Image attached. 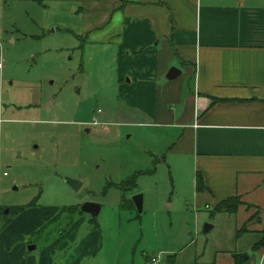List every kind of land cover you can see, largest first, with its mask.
<instances>
[{
	"label": "rangeland",
	"instance_id": "obj_1",
	"mask_svg": "<svg viewBox=\"0 0 264 264\" xmlns=\"http://www.w3.org/2000/svg\"><path fill=\"white\" fill-rule=\"evenodd\" d=\"M78 9L74 0H0V204L49 213L42 236H29L39 249L59 230L76 234L69 250L96 230L97 249L75 264H147L153 255L213 261L218 247H231L232 215L195 209L157 159L165 147L151 139L158 132L138 124L139 115L117 117L113 50L79 46ZM131 177L134 187L120 184ZM88 200L102 204L96 218L79 209ZM62 254L53 264H65Z\"/></svg>",
	"mask_w": 264,
	"mask_h": 264
},
{
	"label": "crops",
	"instance_id": "obj_2",
	"mask_svg": "<svg viewBox=\"0 0 264 264\" xmlns=\"http://www.w3.org/2000/svg\"><path fill=\"white\" fill-rule=\"evenodd\" d=\"M74 1L77 40L113 50L117 117L139 115L158 132L151 139L165 147L157 159L195 209L239 199L235 211L215 212L232 215L234 231L214 264H264V246L255 248L264 229V0ZM171 68L178 73L167 79ZM39 210L32 205L0 229V264L93 255L96 230L71 250L76 234L59 230L39 249L29 238L42 236L49 219Z\"/></svg>",
	"mask_w": 264,
	"mask_h": 264
},
{
	"label": "trees",
	"instance_id": "obj_3",
	"mask_svg": "<svg viewBox=\"0 0 264 264\" xmlns=\"http://www.w3.org/2000/svg\"><path fill=\"white\" fill-rule=\"evenodd\" d=\"M80 41H81V44L79 46L82 47V42H84V41L82 39ZM120 184L121 185H129L131 187H134V185H135L133 177L128 178L127 180L121 182ZM202 187L203 186L200 182V178L197 177V188L201 189ZM233 198H237V197H231V198L225 199V200L221 201L220 203H218L214 207L213 212H217V211L233 212V211H235L237 206H234L233 208L231 206L222 207V205H224L225 203H227L228 201H230ZM24 207H26V205H10V206H1L0 205V219H2L0 229L3 228L7 223H9L12 216L18 214ZM6 208L8 209L7 212H5ZM262 246H264V229L262 230V238L260 239V241H258L255 244V248L262 247ZM174 256L175 255H168V258H165V261H167L170 264H174L175 263ZM194 264H214V262L213 261H211V262H195Z\"/></svg>",
	"mask_w": 264,
	"mask_h": 264
},
{
	"label": "water",
	"instance_id": "obj_4",
	"mask_svg": "<svg viewBox=\"0 0 264 264\" xmlns=\"http://www.w3.org/2000/svg\"><path fill=\"white\" fill-rule=\"evenodd\" d=\"M175 71H177V73H178L177 69L171 68L166 75L167 79L174 78L176 76ZM64 181L74 190H78L82 185V182L79 179H75V178H71V177H64ZM131 200H132L137 212L141 213V211H142V194L141 193L133 194L131 196ZM100 207H101V204L99 202L88 200V201L82 202L79 206V209L81 212L88 213L91 215V217L96 218L99 211H100ZM7 211H8V209L6 208L5 212H7ZM211 228H212L211 224L205 223L203 225L202 231L204 233H207ZM33 247L34 246L32 245L29 248L31 249Z\"/></svg>",
	"mask_w": 264,
	"mask_h": 264
},
{
	"label": "built area",
	"instance_id": "obj_5",
	"mask_svg": "<svg viewBox=\"0 0 264 264\" xmlns=\"http://www.w3.org/2000/svg\"><path fill=\"white\" fill-rule=\"evenodd\" d=\"M1 67V62H0ZM3 176L6 175V172L2 173ZM1 176V175H0ZM147 264H170L165 259H162L159 255H153L148 258Z\"/></svg>",
	"mask_w": 264,
	"mask_h": 264
},
{
	"label": "flooded vegetation",
	"instance_id": "obj_6",
	"mask_svg": "<svg viewBox=\"0 0 264 264\" xmlns=\"http://www.w3.org/2000/svg\"><path fill=\"white\" fill-rule=\"evenodd\" d=\"M90 215V214H89Z\"/></svg>",
	"mask_w": 264,
	"mask_h": 264
}]
</instances>
